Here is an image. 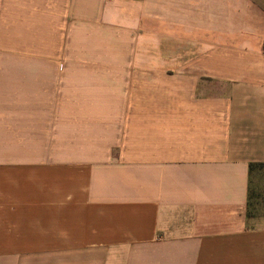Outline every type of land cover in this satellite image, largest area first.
Instances as JSON below:
<instances>
[{
	"label": "crops",
	"instance_id": "obj_1",
	"mask_svg": "<svg viewBox=\"0 0 264 264\" xmlns=\"http://www.w3.org/2000/svg\"><path fill=\"white\" fill-rule=\"evenodd\" d=\"M0 52V264H264V0H0Z\"/></svg>",
	"mask_w": 264,
	"mask_h": 264
},
{
	"label": "rangeland",
	"instance_id": "obj_2",
	"mask_svg": "<svg viewBox=\"0 0 264 264\" xmlns=\"http://www.w3.org/2000/svg\"><path fill=\"white\" fill-rule=\"evenodd\" d=\"M72 58H75V55L80 57L77 58H96V52L86 51L83 53L80 52H72ZM21 56V57H20ZM18 56L17 53H1L0 59L2 58H31L27 57V55L21 54ZM50 58V57H46ZM54 59H63V53H58L56 58ZM250 197H249V205H248V218L250 222V226H264V166L259 167L256 166L253 168L250 178Z\"/></svg>",
	"mask_w": 264,
	"mask_h": 264
},
{
	"label": "trees",
	"instance_id": "obj_3",
	"mask_svg": "<svg viewBox=\"0 0 264 264\" xmlns=\"http://www.w3.org/2000/svg\"><path fill=\"white\" fill-rule=\"evenodd\" d=\"M259 166V167H263L264 166V162H259V163H250L249 167H250V171L252 172L253 168Z\"/></svg>",
	"mask_w": 264,
	"mask_h": 264
}]
</instances>
